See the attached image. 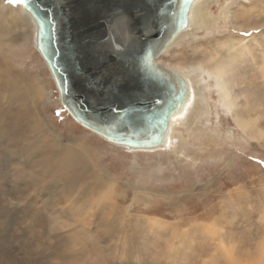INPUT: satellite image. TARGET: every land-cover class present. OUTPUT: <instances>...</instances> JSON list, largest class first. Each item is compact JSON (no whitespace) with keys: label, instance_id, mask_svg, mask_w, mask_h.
Listing matches in <instances>:
<instances>
[{"label":"rangeland","instance_id":"1","mask_svg":"<svg viewBox=\"0 0 264 264\" xmlns=\"http://www.w3.org/2000/svg\"><path fill=\"white\" fill-rule=\"evenodd\" d=\"M227 1V24L193 29L162 60L194 64L208 50L234 58L230 74L243 81L235 86L238 112L258 116L264 129V0ZM10 6L20 3L0 1V21ZM207 6L216 18L220 5ZM24 31L2 55L39 98L22 106L0 86V264H209L213 254L218 264H264V136L237 126L213 79L193 76L196 102L174 124L170 148L127 150L74 119L33 32ZM223 40L250 51L235 55ZM9 73L0 60V74ZM218 238L234 244L240 262L215 252Z\"/></svg>","mask_w":264,"mask_h":264},{"label":"water","instance_id":"2","mask_svg":"<svg viewBox=\"0 0 264 264\" xmlns=\"http://www.w3.org/2000/svg\"><path fill=\"white\" fill-rule=\"evenodd\" d=\"M191 1L23 3L38 21V49L74 119L142 147L163 142L170 111L188 96L184 78L155 60L186 27Z\"/></svg>","mask_w":264,"mask_h":264},{"label":"bare ground","instance_id":"3","mask_svg":"<svg viewBox=\"0 0 264 264\" xmlns=\"http://www.w3.org/2000/svg\"><path fill=\"white\" fill-rule=\"evenodd\" d=\"M220 1L221 0H209V1L192 0L189 5L186 27L177 33L174 39L167 44L166 49L155 60L157 63H161V64L163 63L162 64L163 66L175 71L178 75L183 77L189 89L188 96L179 105L173 107L168 115V119H167L168 126L164 133L163 142L158 146H142V147L117 142L118 146L127 148V150L129 149L132 151H139V150L155 151V150L170 148V147H167V145L169 143L171 136L175 137V132H176L178 125L182 124V122L184 121L189 111H191L190 109L193 106L194 102H196L195 100L197 98V92H196V88L194 85L193 76L199 75V74L201 75L202 73H204L207 77H210L211 79H213V81L215 82L218 97L221 100L220 103L222 104V106L224 107L226 111L231 112L233 116V120L235 121L237 126L246 133L251 128V129H255L256 133H258L259 135L264 136V129L256 125L259 119L258 116L257 117H252V116L247 117L238 112V96L235 94V86L238 85V82H243V81H239L238 78H236L233 74H230L233 70L231 68V65L234 61V58H230L228 61H226V59H222L219 56H217L216 52H213L212 50H208V51L203 52L205 54V56L203 54L204 58L202 60L201 59L198 60L194 64L184 63V64L170 65L171 63L166 64L162 60L161 55L164 56L165 54L168 53V51H170V49L182 44L184 39L193 31V29H198V30L200 29V30H205L208 32L211 29V27L213 28L215 27L219 29L221 26L219 23L220 20H223L225 24H227L230 21L231 15H232L231 10L229 9L230 5L228 4V1L225 2L224 4H221ZM243 1H245V3H251L250 2L251 0H243ZM211 2L217 5H220V10L216 17L217 19L213 18L214 16L212 15V12L210 11L209 6L206 7V4L211 3ZM8 8H10L8 10L10 14L5 16L0 21V60H2L3 66L10 72L8 77H11V79L5 78L3 75L0 74V86L1 85L3 86L5 83V87L7 86L8 89H11L10 95H13L12 97L13 102L17 104H22V106L23 105L25 106L26 103L29 102L30 100L29 98H32L34 96L39 98V91H38L39 88H36V90H33V93L30 91L31 93L30 94L28 91L29 87L24 82V80H27L26 77L28 78V76H26L25 74H23L21 71L17 69L14 70L16 68L14 62L12 61L11 63L9 62V59H3L4 56L2 55V52L5 51V48L8 45H11L14 43V41H16L17 35H15L14 33L16 32V30H20V29L21 31L25 30L23 34H26V33L30 34L33 32L32 33L33 43H34V46L38 48L37 38H38L39 24H38L37 19L26 8L23 2L20 3V8L13 7V6H10ZM8 8H5V9H8ZM27 29L28 30L30 29V30L28 31ZM1 45H4V48H1ZM222 45L228 50H234L233 53L235 55L236 54L242 55V54H245L246 51H250L248 48V44L244 42H238L235 40H223ZM11 67L13 70L11 69ZM260 69H261L262 77L264 78V52L262 54V64H261ZM172 80L175 81V79H172ZM201 97L199 96L200 99ZM209 111H206V112L208 113ZM174 124H176L177 127L174 126ZM37 125L39 127L42 126L41 116H37ZM69 152L71 153V151ZM83 158L85 159V156H83ZM83 158L78 157L77 159L73 158V160L77 161L75 165L76 164L82 165L83 171H85L86 168L84 167V162L82 160ZM43 164L46 165L45 162ZM79 181L85 182L84 176L80 178ZM150 221L151 223H155V224L160 223L152 218L150 219ZM207 229H208V232H210L213 236L217 235L219 232V229L217 226H209V227L207 226ZM263 246L264 244L262 245V247ZM218 250H221V252L225 256V259L228 262H231V260L236 261V259L237 260L239 259L237 254L234 252V244L229 241L225 242L224 238H220L217 241V247L215 249V252L217 253ZM175 258H174V261L172 260L173 263L175 262ZM216 258H217L216 254H213L209 258V261L208 262L206 261V262L209 264H218ZM238 262L240 261L238 260Z\"/></svg>","mask_w":264,"mask_h":264},{"label":"snow or ice","instance_id":"4","mask_svg":"<svg viewBox=\"0 0 264 264\" xmlns=\"http://www.w3.org/2000/svg\"><path fill=\"white\" fill-rule=\"evenodd\" d=\"M11 3H21V2H25V0H10ZM65 55L69 58H71L73 56V51L71 49L67 50Z\"/></svg>","mask_w":264,"mask_h":264},{"label":"flooded vegetation","instance_id":"5","mask_svg":"<svg viewBox=\"0 0 264 264\" xmlns=\"http://www.w3.org/2000/svg\"><path fill=\"white\" fill-rule=\"evenodd\" d=\"M140 137L144 138V137H145V134H141V136H140Z\"/></svg>","mask_w":264,"mask_h":264}]
</instances>
